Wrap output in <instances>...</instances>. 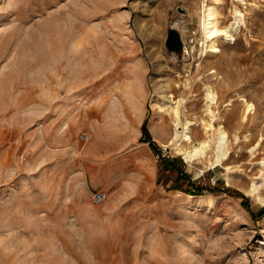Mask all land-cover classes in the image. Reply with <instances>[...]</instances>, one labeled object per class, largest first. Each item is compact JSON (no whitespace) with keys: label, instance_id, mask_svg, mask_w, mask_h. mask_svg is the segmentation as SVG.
<instances>
[{"label":"rangeland","instance_id":"rangeland-1","mask_svg":"<svg viewBox=\"0 0 264 264\" xmlns=\"http://www.w3.org/2000/svg\"><path fill=\"white\" fill-rule=\"evenodd\" d=\"M203 1L0 0V264H264V0H222L246 26L220 52Z\"/></svg>","mask_w":264,"mask_h":264},{"label":"bare ground","instance_id":"bare-ground-1","mask_svg":"<svg viewBox=\"0 0 264 264\" xmlns=\"http://www.w3.org/2000/svg\"><path fill=\"white\" fill-rule=\"evenodd\" d=\"M242 3H245V0H239ZM221 3L222 0H204L202 2L200 11L202 14L201 17V33L203 37L202 45L207 49L209 47L210 51L213 52H220L221 49L219 48L220 41H225L229 43H235V40L237 39V35L243 30V27L245 25V13L242 10H239V8L234 10V20L229 22L226 25H222L223 19L225 18L224 13L221 10ZM212 74L217 73V70L213 69L211 70ZM206 106L208 110V114L213 120L215 118V110L214 107H216L219 103V95L215 91V88L212 85H209L206 90ZM180 101L179 104L176 106L171 107L172 116L177 121V124L179 125L182 120V112L180 108ZM247 109V114L252 113V111L255 109L254 103H249ZM246 116V115H245ZM248 116V115H247ZM191 121H188L186 119L185 124V131L181 135L184 140H192V136L189 134V124H191ZM206 124V123H205ZM211 128H214L213 123H210ZM207 126V124H206ZM223 128V126L221 125ZM208 130V129H207ZM228 133L225 129H221V135L217 142V159L216 164L221 162V159L226 157L228 154ZM180 148L179 146L177 147ZM210 148V140L204 139L199 142V144L193 145L190 149H185L186 159L187 160H195L198 158H201L202 156L205 157L208 154V150ZM253 190V189H252ZM187 197H194L192 195H188ZM212 200L209 198V201Z\"/></svg>","mask_w":264,"mask_h":264},{"label":"trees","instance_id":"trees-1","mask_svg":"<svg viewBox=\"0 0 264 264\" xmlns=\"http://www.w3.org/2000/svg\"><path fill=\"white\" fill-rule=\"evenodd\" d=\"M143 130L147 134V137H148L149 134H148V131H147V128H146V124H144ZM147 141H150V138L149 137H148V140ZM152 146L154 148H156L154 143L152 144ZM177 162H180L182 164V162L178 158L161 159L160 160V166L162 167V169L164 171H167V170H175V169L181 170V169H179L177 167V165H176ZM179 175H180L179 176V180H180V182H182L180 186H182V187L179 186V187H174V188H177V189H180V190H184V191L186 190V192H188L190 194H202L204 192V190L206 189V187H204V185H200L199 184L198 186H194L193 183H191V182H190L189 189H185L183 187V184L185 182H188L185 179V176L187 177V175L183 171H180Z\"/></svg>","mask_w":264,"mask_h":264},{"label":"water","instance_id":"water-1","mask_svg":"<svg viewBox=\"0 0 264 264\" xmlns=\"http://www.w3.org/2000/svg\"><path fill=\"white\" fill-rule=\"evenodd\" d=\"M180 9L182 10L181 7H179V10ZM167 45L172 51H182L184 49V43L182 41V35L180 34V32L172 29L168 33Z\"/></svg>","mask_w":264,"mask_h":264},{"label":"built area","instance_id":"built-area-1","mask_svg":"<svg viewBox=\"0 0 264 264\" xmlns=\"http://www.w3.org/2000/svg\"><path fill=\"white\" fill-rule=\"evenodd\" d=\"M184 48H185V46H184ZM80 137L83 140H87L89 138V135H88V133H82ZM107 197H108L107 192L97 191L96 193H94L92 195V200L94 203H101L102 201L106 200Z\"/></svg>","mask_w":264,"mask_h":264}]
</instances>
